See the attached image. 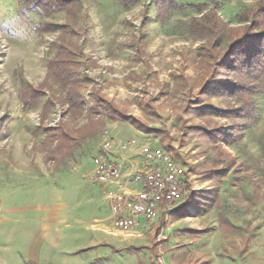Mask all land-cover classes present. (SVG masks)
I'll return each mask as SVG.
<instances>
[{
    "label": "rangeland",
    "instance_id": "obj_1",
    "mask_svg": "<svg viewBox=\"0 0 264 264\" xmlns=\"http://www.w3.org/2000/svg\"><path fill=\"white\" fill-rule=\"evenodd\" d=\"M73 1L71 40L78 47L77 74L87 107L99 92L136 120L138 127L127 123L122 129L132 127L144 135L143 149H162L185 168V202L132 231L113 225L106 190L95 178L119 125L104 114L95 137L81 140L72 159L58 168L45 160L44 133L35 135L40 124L43 131L60 121L77 128L89 117L68 122L56 105L42 122L41 107L23 103L25 87L44 81L54 55L49 47L58 38L59 31L40 34L38 26L65 25L66 15L34 11L23 0H0V264H264V94L254 98L252 120L236 114L234 122L220 112L230 106L238 112L237 100L201 96L207 79L201 55L210 39L191 24L213 0H174L163 24L153 0L129 7L119 0ZM216 1L228 28L261 31L252 18L236 20L256 10L259 0ZM138 37L145 53L140 60L133 45ZM217 53L225 55V46L217 48L216 60ZM43 92L45 102L50 92ZM201 128L229 132V140H210ZM220 217L237 230L221 231ZM100 244L123 250L113 253ZM151 245L157 260L147 250H124ZM81 249L87 250L73 255Z\"/></svg>",
    "mask_w": 264,
    "mask_h": 264
},
{
    "label": "trees",
    "instance_id": "obj_2",
    "mask_svg": "<svg viewBox=\"0 0 264 264\" xmlns=\"http://www.w3.org/2000/svg\"><path fill=\"white\" fill-rule=\"evenodd\" d=\"M139 0H119L124 7L136 4ZM157 15V21L163 24L170 10L174 8V0H153ZM256 10L243 12L236 16L239 23L248 22L252 18V23L261 30L259 33L247 34V29L241 31L232 30L222 22L218 14V3L213 0L212 7L201 15L199 19L192 22V30L210 39L206 51L201 55L202 62L207 69V79L204 83L201 96H213L219 99H227L229 96L237 100L240 104L239 111H234L233 107H228L221 115L234 122L239 118L253 119L252 109L255 107V97L264 94V0H259ZM27 6H31L34 11L52 15L56 12H64L67 23L57 26L49 23H41L38 26L40 34L45 32H58V38L50 45L49 53L54 54L47 61V73L44 81L36 88L27 86L22 92L23 103L26 108L41 107L40 121L44 122L50 111L58 105L62 115L69 121H75L88 114V121L79 126L72 127L66 121H60L57 127H46L40 124L35 131V135L44 133L43 152L44 158L51 161L53 166L60 167L65 164L66 159H72L74 150L80 147L81 140L93 138L97 134L99 127L103 124V114L111 121H118L124 124H134L136 120L131 118L124 109L115 101L107 98L104 94L94 92L92 94V107H87L84 101L81 88L83 81L77 74L79 64L77 61L78 47L72 42L74 35L71 28V21L76 18V9L73 0H23ZM149 7L144 5L142 11V26L145 28L149 22ZM255 28V27H253ZM133 45L136 48V59L140 60L145 56L141 37L134 39ZM226 48L225 55H219L216 60V50L219 46ZM217 61V62H216ZM226 71L228 73H226ZM216 72H219L215 76ZM232 78H228L229 74ZM209 74V76H208ZM210 77V78H208ZM56 86L54 89L53 86ZM50 92L49 98L42 102L45 96L43 90ZM98 108V109H97ZM89 112V113H88ZM91 113H95L97 118H91ZM219 113V112H217ZM90 119V120H89ZM41 122V123H42ZM138 127V126H137ZM203 134L210 140L220 139L228 141L230 133H220V130L213 129L207 131L203 128ZM153 130L149 131L152 132ZM234 131V129H233ZM218 134L220 135H217ZM229 159L232 161L230 155ZM233 165V164H232ZM228 169H223L222 174H226ZM221 231L224 233L236 231L237 228L220 217ZM187 233L191 231H185ZM98 247H110L107 244H100ZM113 253H119L123 249L110 247ZM87 249L77 250L73 255L85 252ZM127 252L138 254L142 250H147L150 256L156 260L158 253L156 246L151 245L140 247H128ZM157 264V263H155Z\"/></svg>",
    "mask_w": 264,
    "mask_h": 264
},
{
    "label": "built area",
    "instance_id": "obj_3",
    "mask_svg": "<svg viewBox=\"0 0 264 264\" xmlns=\"http://www.w3.org/2000/svg\"><path fill=\"white\" fill-rule=\"evenodd\" d=\"M108 146L109 142L105 150ZM185 174V168L171 154L145 148L140 154L139 168L127 180L122 179L120 167L106 157L98 161L95 178L107 186L113 225L122 231H132L155 220L161 211L167 215L184 204ZM127 186H136L137 190L128 192Z\"/></svg>",
    "mask_w": 264,
    "mask_h": 264
},
{
    "label": "crops",
    "instance_id": "obj_4",
    "mask_svg": "<svg viewBox=\"0 0 264 264\" xmlns=\"http://www.w3.org/2000/svg\"><path fill=\"white\" fill-rule=\"evenodd\" d=\"M114 123H118L119 125L116 126V130L110 135L111 140L106 150L105 157L108 158L109 161L120 167L122 179L127 180L128 177L133 175L139 168L140 154L143 151V146L141 145L144 143V135H142L140 132L137 133L130 126L129 130L131 131H129L128 129H122L124 128L122 127L124 126V123H120L118 121ZM120 125L121 127H119ZM123 132L129 133L131 136L126 137L123 135ZM122 143L125 144L124 149L122 148ZM103 187L105 188V190L107 189L106 185H103ZM126 190L128 192H135L137 190V187L127 186Z\"/></svg>",
    "mask_w": 264,
    "mask_h": 264
}]
</instances>
